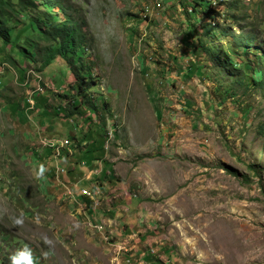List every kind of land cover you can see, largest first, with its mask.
<instances>
[{"label":"rangeland","instance_id":"1","mask_svg":"<svg viewBox=\"0 0 264 264\" xmlns=\"http://www.w3.org/2000/svg\"><path fill=\"white\" fill-rule=\"evenodd\" d=\"M61 2L95 82L88 106L62 116L58 94L75 93L68 61L39 72L41 52L19 62L0 47V258L27 248L31 264H264V83L234 95L218 84L231 80L199 52L209 20L193 0ZM207 6L229 36L257 27L246 33L263 56L251 64L264 66V0ZM64 137L74 155L59 153ZM49 150L56 161L39 163Z\"/></svg>","mask_w":264,"mask_h":264},{"label":"trees","instance_id":"2","mask_svg":"<svg viewBox=\"0 0 264 264\" xmlns=\"http://www.w3.org/2000/svg\"><path fill=\"white\" fill-rule=\"evenodd\" d=\"M210 1L211 4L215 2V0H193V5H187V8L190 6L189 10L194 16L198 17V13H200L209 20L200 26L205 38L197 39L199 52L203 53L215 66L218 74H223L222 79L226 77L231 80L227 82L229 83L227 85H224L225 82H218L220 86L226 87V92L233 91L234 84L241 86L242 89L244 88V91L250 86L261 87L264 83V66L257 65L260 64L263 55L258 54L257 51L254 53L251 50L254 43L253 35L246 33L243 28H238L237 32H233L229 36L231 33L229 24L216 23L212 25L214 17L219 13L208 8L207 5ZM230 4L232 5L229 6V9L233 10L234 2ZM182 6L186 8V4H182ZM68 7L69 5L64 6L61 0H0V47H3V45L13 46L14 53L21 56L19 62L22 59V62L25 60L35 61L39 52H41V63L37 69L39 72L48 68L56 57L64 61L67 60L71 65L67 68L72 71L75 77L73 86L70 85L69 87L75 93L71 96L66 94H58V96L65 101L62 116L70 117L75 113L79 114V108L88 106L89 99L85 94V90L95 82V77L89 73V65L85 66L84 69H82V65L79 66L83 55L82 51L86 47L85 36L79 31V22L68 14ZM187 8L184 10V14L187 13L189 16L190 13ZM212 8L214 7L212 6ZM58 14H60V17H58ZM61 15L64 16L62 22H60ZM223 16L225 21L226 16L229 15ZM231 16L232 19L235 18L234 24L236 25L237 15L231 13ZM82 22L83 20L80 19V23ZM190 28L194 30L193 25ZM216 34L221 35L223 38L227 37V40L224 42L218 41V35ZM38 42H43L44 45L40 47ZM228 42L231 43L228 44ZM235 47L237 52L243 56L240 63L234 57ZM1 51L3 49H0ZM6 56L8 62L14 64V59L9 55ZM250 56H256L257 65L251 64L252 59ZM23 73L24 71L21 72V74ZM231 94L234 95L235 93L231 92ZM33 98L37 99L38 97L33 96ZM27 103L28 101L23 104V107L19 108L23 113V109L29 106ZM37 106L38 104H36V110L39 109ZM28 109L29 107H26V110ZM42 113L45 114L44 111Z\"/></svg>","mask_w":264,"mask_h":264},{"label":"clouds","instance_id":"3","mask_svg":"<svg viewBox=\"0 0 264 264\" xmlns=\"http://www.w3.org/2000/svg\"><path fill=\"white\" fill-rule=\"evenodd\" d=\"M63 21V18L62 19H60V22H62ZM214 23H212V25H213ZM234 26H236L235 24H234ZM246 32H248L249 30L250 31H252V30H255V29H257V27H251V26H248V27H245V28H243ZM79 31H80V29H79ZM238 31V30H237ZM236 31V32H237ZM81 32V31H80ZM85 44H86V47H87V44H88V42H85ZM83 52H84V50H83ZM56 58H58V57H56ZM68 69V68H67ZM69 71V70H68ZM22 76H26L25 75V71H24V73L23 74H21V77ZM36 79H37V83L38 82H40L41 80H42V76L41 75H39V74H37L36 76ZM73 77H74V75H73ZM20 78H14V80L17 82L18 80H19ZM74 82H75V77H74ZM71 83V82H70ZM23 85H26V83L25 82H23L22 83V86ZM71 85H73V83L71 84ZM70 86V85H69ZM61 87H63V86H61ZM61 87H58V88H61ZM39 90V88L37 87V88H35V90H34V92L35 91H38ZM60 90V89H59ZM57 91V89H55V92ZM28 101V100H27ZM29 108H31V107H29ZM58 138V137H57ZM62 139H67L68 140V142H69V144H68V146H67V149H63L62 150V153L64 152V150H66V152H67V150H69V154L70 155H74L75 154V152L73 151V149H70V147H71V142H70V140L68 139V138H66V137H64V138H62ZM85 144V143H84ZM87 144V143H86ZM50 151V150H49ZM51 152V151H50ZM32 154V153H31ZM36 156H39V163H41V160L42 159H45L46 160V158H47V160H50V162H51V164H52V162L53 161H56V157H54L53 155H52V152L50 153V156L49 157H46L45 155H43L42 154V152H40V153H36ZM51 167V166H50ZM50 167H47L46 169H47V171H49V169H50ZM73 170V169H72ZM54 172H56L55 170H54ZM61 172H63V171H61L60 170V173L58 174V176L61 174ZM54 176H55V174H54ZM83 190L84 191H86V188H82V189H80V191H79V196L81 195V197L82 198H84V199H86V202L88 203V204H90L92 201H94V199H92L93 198V193L92 192H90V191H88L89 192V195H84L83 194ZM15 223H20V220L19 219H16L15 221H14ZM47 242V241H46ZM12 256V255H11ZM11 258V264H21V262H23V264H31V256H30V250H28L27 248H25L24 250H22V251H19V252H17L15 255H13L12 257H10ZM0 264H10L9 263V261H8V259L6 258V257H2V258H0Z\"/></svg>","mask_w":264,"mask_h":264},{"label":"bare ground","instance_id":"4","mask_svg":"<svg viewBox=\"0 0 264 264\" xmlns=\"http://www.w3.org/2000/svg\"><path fill=\"white\" fill-rule=\"evenodd\" d=\"M64 140H65V139H64ZM61 141H62V140H61ZM67 145H68V144H67ZM67 145H65V146L61 147V148L59 149V153H60V152H62V148L66 147ZM50 148H52V147H50ZM52 150H53V155H54V156H57V155L59 154V153H57V154H56V152H55V149H54V148H52ZM57 174H58V173H57Z\"/></svg>","mask_w":264,"mask_h":264},{"label":"built area","instance_id":"5","mask_svg":"<svg viewBox=\"0 0 264 264\" xmlns=\"http://www.w3.org/2000/svg\"><path fill=\"white\" fill-rule=\"evenodd\" d=\"M56 140H57V139H53V142L56 141ZM45 146H47V145H45ZM83 194H84V195H89V192H88L87 190H86V191L83 190Z\"/></svg>","mask_w":264,"mask_h":264},{"label":"crops","instance_id":"6","mask_svg":"<svg viewBox=\"0 0 264 264\" xmlns=\"http://www.w3.org/2000/svg\"><path fill=\"white\" fill-rule=\"evenodd\" d=\"M73 174V173H72Z\"/></svg>","mask_w":264,"mask_h":264}]
</instances>
